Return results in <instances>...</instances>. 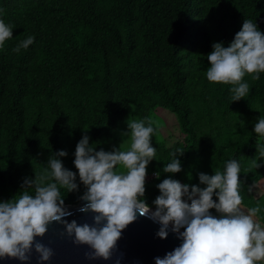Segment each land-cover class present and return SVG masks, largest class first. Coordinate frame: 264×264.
<instances>
[{"label":"trees","instance_id":"16d2710c","mask_svg":"<svg viewBox=\"0 0 264 264\" xmlns=\"http://www.w3.org/2000/svg\"><path fill=\"white\" fill-rule=\"evenodd\" d=\"M248 19L264 33V0H0V20L13 27L0 48V202L17 199L24 179L44 174L49 156L63 150L79 189L61 195L77 204L86 191L73 164L82 136L99 151L126 117L147 126L164 108L182 135L157 140L154 123L147 167L160 175L145 186V202L155 208L165 178L199 186V173L223 172L235 159L242 207L259 203L264 227V137L253 131L264 118V72L255 81L245 75L250 93L239 101H231L232 85L206 78L212 44L227 47ZM30 35L34 43L14 52ZM177 150L182 170L163 172Z\"/></svg>","mask_w":264,"mask_h":264},{"label":"clouds","instance_id":"9594fccd","mask_svg":"<svg viewBox=\"0 0 264 264\" xmlns=\"http://www.w3.org/2000/svg\"><path fill=\"white\" fill-rule=\"evenodd\" d=\"M13 37V27L0 20V48ZM34 43L28 36L13 49L19 53ZM210 67L206 78L210 83L232 85L231 101H239L250 93L244 82L245 75L259 80L264 72V33L253 20H244L241 29L231 43L212 44L207 55ZM124 137L130 138L127 150L113 148L111 151L95 150L90 137L83 135L77 143L73 164L80 183L86 191L79 197L85 203L78 209L91 213L92 222L78 224L65 217L73 215L65 206V195L78 191L77 173L64 167L63 150L49 156L44 174L25 178L22 193L15 200L0 202V259L13 258L27 264L33 251L37 264L49 262L54 256L51 247L37 238H43L52 224L62 225L61 236L71 238L74 245H86L87 260H110L122 231L137 219V214L159 223L156 235L165 239L169 225L171 231L182 239L179 247L156 257L155 264H261L264 262V227L254 218L261 212L259 203L245 211L240 194V164L232 159L226 162L224 171L213 175L199 173L198 185L182 184L178 180L165 178L156 187L159 195L153 201L152 211L143 199L145 194L146 169L156 156L151 140L154 121L127 120ZM254 133L264 137V118H259ZM261 157L264 146L257 145ZM171 162L163 167L165 173H179L181 161L177 150L170 154ZM264 161V160H262ZM253 167L261 163L253 160ZM123 168L125 171H120ZM159 179V173H155ZM29 190H34V195ZM252 190L249 187L248 191ZM215 195L216 200H213ZM190 201V203H189ZM210 209L219 214L214 216ZM181 229H184L182 232ZM115 264H120L119 258Z\"/></svg>","mask_w":264,"mask_h":264},{"label":"water","instance_id":"95a60500","mask_svg":"<svg viewBox=\"0 0 264 264\" xmlns=\"http://www.w3.org/2000/svg\"><path fill=\"white\" fill-rule=\"evenodd\" d=\"M84 203L79 200L77 204L65 205L73 213L65 219L69 222L75 220L78 224L91 223V213L78 211ZM150 209L155 210L154 207H150ZM159 228V223L137 214V219L122 231L113 258L107 261L102 259L87 260L84 253L89 251L88 246L74 245L71 238L61 236L62 225H50L48 233L43 238L38 237L37 239L54 251L52 259L44 264H115L117 258H119L120 264H155L156 257L163 258L165 254L173 251L182 243V239L171 231V225H169L168 235L165 239H160L156 235ZM180 231L182 232L183 229ZM0 264H21V262L13 258H3L0 259ZM27 264H37V254L34 251Z\"/></svg>","mask_w":264,"mask_h":264},{"label":"rangeland","instance_id":"374dc122","mask_svg":"<svg viewBox=\"0 0 264 264\" xmlns=\"http://www.w3.org/2000/svg\"><path fill=\"white\" fill-rule=\"evenodd\" d=\"M154 118H155L154 119L155 125L157 127V135H158L157 140H160V141L167 140L169 143H171L172 141L181 138L182 134L178 127L176 117L169 110H166L164 108L157 109L154 114ZM127 120H131L130 117L125 118V121L123 122V125L121 126V129L118 132V135H116L114 138L104 140L103 150L111 151L113 148H118L119 146L121 150H127L130 147V138L124 137L122 135L123 132L127 131V123H126ZM119 170L125 171L123 168H120ZM148 172L149 170L147 167L145 186L150 185L151 182H149V180L153 178L154 176H156L154 172L153 173H148ZM205 174H208V173H205ZM257 185L261 188H264V177L257 181ZM199 186L201 188L205 187L204 185H201L200 183H199ZM143 199L144 200L148 199V196L146 193L144 194ZM243 209L247 211L246 208H243ZM254 219L258 222L256 218ZM261 264H264V262H261Z\"/></svg>","mask_w":264,"mask_h":264},{"label":"bare ground","instance_id":"6f19581e","mask_svg":"<svg viewBox=\"0 0 264 264\" xmlns=\"http://www.w3.org/2000/svg\"><path fill=\"white\" fill-rule=\"evenodd\" d=\"M152 211H154V210H152Z\"/></svg>","mask_w":264,"mask_h":264}]
</instances>
